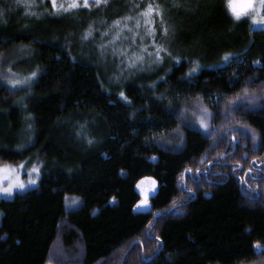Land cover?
<instances>
[{"label": "trees", "instance_id": "trees-1", "mask_svg": "<svg viewBox=\"0 0 264 264\" xmlns=\"http://www.w3.org/2000/svg\"><path fill=\"white\" fill-rule=\"evenodd\" d=\"M144 8L0 0V66L24 81L0 82V167L39 169L0 200V264H264V32L157 59L121 28Z\"/></svg>", "mask_w": 264, "mask_h": 264}, {"label": "rangeland", "instance_id": "rangeland-1", "mask_svg": "<svg viewBox=\"0 0 264 264\" xmlns=\"http://www.w3.org/2000/svg\"><path fill=\"white\" fill-rule=\"evenodd\" d=\"M57 2H63L67 6L71 0H57ZM135 3L145 5V10L142 11V15H125L121 20L124 22L121 28L133 34L139 31L145 32L154 43L166 49V51H160V55L163 53L167 56L172 51L206 54L220 47L222 50L225 47L234 46L241 36L240 27H245L249 31L264 32V23L254 24L251 18L256 15L259 21L260 16H264V7H261L259 0H254L253 9H249L248 14L239 20L235 19L229 10L226 0H107V3H101L94 8L101 10L115 4H128L134 7ZM220 3L227 14L221 15V20L216 15V8ZM150 4L154 6V9L157 5L159 8L145 15ZM78 9L81 8L68 11ZM164 28H168L167 33L164 32ZM142 49L145 47L142 46ZM13 79L18 80L12 65L0 66V82L11 87L9 81ZM23 165V168H19L18 165L9 167L16 169L25 187L13 189L11 196L0 193V200H11L16 194L24 193L37 185L38 173L31 171L35 166L25 163ZM12 178H15V173ZM30 179H35L36 183L29 184ZM8 182L4 181L5 186Z\"/></svg>", "mask_w": 264, "mask_h": 264}, {"label": "snow or ice", "instance_id": "snow-or-ice-1", "mask_svg": "<svg viewBox=\"0 0 264 264\" xmlns=\"http://www.w3.org/2000/svg\"><path fill=\"white\" fill-rule=\"evenodd\" d=\"M226 2H227V6H228L229 10L231 11L233 16L237 20L241 19L242 16L247 15L249 9H253V7H254V0H226ZM50 3H51L52 9L56 10V12L58 13L60 10L67 12L69 9H77V8H81V7L90 9L93 6H99L101 3H107V0H82V2H81V0H71V2L67 3V6H65V3H63V2L58 3L57 0H50ZM259 3L261 5V7H264V0H259ZM158 8H159L158 5L155 6V9H154L153 5H151V4L148 5V9H147L145 15L151 13L153 10H158ZM257 15H259V14H257ZM251 18H252L254 24L258 23V22L264 23V16H260L259 21H257L256 15H253ZM113 23L118 26L120 24V21L116 20V21H113ZM164 32L167 33L168 28H164ZM88 34H90V33H88ZM85 38H87V35ZM102 47H103V45H102ZM160 51H166V49H163L160 46L157 47V51H156L157 59H162V57L160 56ZM229 58L230 57L228 55L225 56L226 61ZM137 59H141V57H137ZM133 63H134V61H133ZM192 71H196V68L194 67L192 69ZM31 75L35 76L36 73L33 72ZM23 82L24 81L16 80V79L9 81V83L13 87H15L18 84H21ZM243 93H244L243 96H237L233 100L229 101L230 104H233L236 106V110H238L240 107H243L245 102L251 104V103H255L256 100L260 99V97H258L256 95L250 96L248 93L247 87H245L243 89ZM120 96L124 97V99H127L124 92H121ZM210 116H211V114L209 113L208 108L201 104L200 105V115L197 117L198 122L201 125V127L205 128V129L208 128V119ZM89 143H91V141H89ZM18 167L23 168L24 165L20 164V165H18ZM31 171L39 173V169L36 167H33L31 169ZM14 173H15V178H12ZM4 181H9L6 186L4 184ZM35 183H36L35 179L29 180V184H35ZM152 183L154 186L155 181H153ZM24 187H25V184L23 181H21L19 179V173L16 172V169L10 168L9 166L0 167V193L11 196L13 194V189H15V188L23 189ZM138 187H139V185H138ZM189 191H191V190H189ZM144 195H145V198L141 201V204L143 206H147V204H148L147 192H145ZM156 239L159 240L160 237H156Z\"/></svg>", "mask_w": 264, "mask_h": 264}]
</instances>
